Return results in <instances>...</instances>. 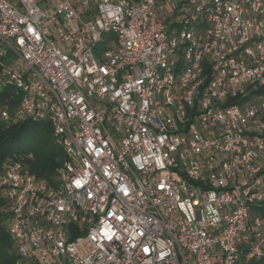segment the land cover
<instances>
[{
	"label": "built area",
	"instance_id": "1",
	"mask_svg": "<svg viewBox=\"0 0 264 264\" xmlns=\"http://www.w3.org/2000/svg\"><path fill=\"white\" fill-rule=\"evenodd\" d=\"M0 95L17 264H264V0H0Z\"/></svg>",
	"mask_w": 264,
	"mask_h": 264
},
{
	"label": "trees",
	"instance_id": "2",
	"mask_svg": "<svg viewBox=\"0 0 264 264\" xmlns=\"http://www.w3.org/2000/svg\"><path fill=\"white\" fill-rule=\"evenodd\" d=\"M31 123L33 121L26 120L8 125L0 120V162L6 156H13L20 151L21 156L32 153L31 158L25 159L31 171L53 184L59 174L64 153L59 151L61 146L54 139L52 127L41 130V121H37L34 125ZM25 140L32 143L31 148L24 150L15 148ZM3 197L0 193V264H17L15 242L2 222L4 220L2 208L6 206Z\"/></svg>",
	"mask_w": 264,
	"mask_h": 264
},
{
	"label": "rangeland",
	"instance_id": "3",
	"mask_svg": "<svg viewBox=\"0 0 264 264\" xmlns=\"http://www.w3.org/2000/svg\"><path fill=\"white\" fill-rule=\"evenodd\" d=\"M100 47H103V44H100ZM37 121H33V123H31L32 125H34L35 123H36ZM40 122V121H39ZM42 123H41V130H44V128H49V127H51V124L48 122V121H41ZM32 143H30L29 141H27V140H25L24 142H22V143H20V144H18V145H16V149H19V150H24V149H28V148H31L32 146ZM31 146V147H30ZM59 151H61V152H63L64 153V151H63V149H62V147L61 148H59ZM21 155H22V152L20 151V152H17V153H14V157H16V158H20L21 157ZM1 162H2V160H1ZM1 162H0V166H1ZM55 180H58V176L56 177V179ZM0 193L1 194H3V192L2 191H0ZM4 198V197H3ZM4 202H5V207L3 206V208H2V210H3V213H4V215H3V218H5L6 216H8V210H7V201L5 200V198H4ZM4 221V220H3ZM2 221V222H3Z\"/></svg>",
	"mask_w": 264,
	"mask_h": 264
}]
</instances>
